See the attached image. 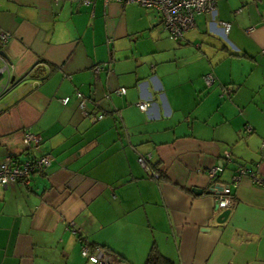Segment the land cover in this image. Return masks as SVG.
Masks as SVG:
<instances>
[{
  "label": "crops",
  "instance_id": "crops-1",
  "mask_svg": "<svg viewBox=\"0 0 264 264\" xmlns=\"http://www.w3.org/2000/svg\"><path fill=\"white\" fill-rule=\"evenodd\" d=\"M194 19L174 41L137 4L0 0V66L13 79L0 162L29 157L26 130L42 138L35 156L52 157L28 187H0V264H93L82 239L112 264H145L152 250L172 264H264V186L231 184L239 166L264 177V0H219ZM225 153L217 184L234 204L217 221L206 169Z\"/></svg>",
  "mask_w": 264,
  "mask_h": 264
},
{
  "label": "built area",
  "instance_id": "built-area-1",
  "mask_svg": "<svg viewBox=\"0 0 264 264\" xmlns=\"http://www.w3.org/2000/svg\"><path fill=\"white\" fill-rule=\"evenodd\" d=\"M55 2L60 0H54ZM80 3L88 5L92 0H78ZM113 0H104L108 3ZM121 5L137 4L144 8L154 9L161 15V23L163 29L167 32L170 39L180 41L183 39L184 34L192 29L195 25V16L200 13H207L212 16L216 13V3L219 0H114ZM258 2L260 0H254ZM224 33L230 29V23L225 21H218ZM251 29V28H250ZM8 33L0 31L1 41H5ZM0 59L2 57L0 56ZM105 63L94 66V72L105 67ZM110 65V62L107 63ZM5 73V74H4ZM5 75V76H4ZM4 76V80L0 79V98L11 88L13 85L11 67L3 59V65L0 66V78ZM213 78L210 74L205 77L206 84H210ZM223 93H229L230 89L223 87ZM114 93L121 95L125 93V88L120 87L114 90ZM75 96L79 99V107L86 114L85 104L86 100L83 95L76 91ZM109 93H105L104 98H109ZM69 97L66 96L61 99L63 104H66ZM139 109L147 111L150 103L148 99L139 100L137 103ZM95 118H102L98 115ZM41 136L30 132L28 130L23 132L22 143L24 151L29 155L26 160L20 161L14 156H7L0 162V187H7L12 185H19L21 187H28L32 176L37 171H44L49 167L52 157L51 155L35 156L41 143ZM232 160L229 153H225L223 160L206 169V174L209 180L210 189L214 194L216 206L222 210L230 209L234 204V196L229 184H222L216 186L217 178L223 170V165ZM138 162L143 167L147 168V160L145 156H140ZM243 176H249L255 184L264 186V177H257L255 174L244 166H239L232 176L231 184L236 186ZM70 229L73 233L79 230L73 227V222L69 223ZM81 238V237H80ZM80 254L90 260L93 264H112L110 256L105 252L103 247L99 245H91L86 239H82L80 247Z\"/></svg>",
  "mask_w": 264,
  "mask_h": 264
},
{
  "label": "trees",
  "instance_id": "trees-1",
  "mask_svg": "<svg viewBox=\"0 0 264 264\" xmlns=\"http://www.w3.org/2000/svg\"><path fill=\"white\" fill-rule=\"evenodd\" d=\"M152 172L156 173L158 178L161 177V174H159L155 166L152 167ZM145 264H172V262L169 259L161 256L157 251L152 250L148 254Z\"/></svg>",
  "mask_w": 264,
  "mask_h": 264
},
{
  "label": "water",
  "instance_id": "water-1",
  "mask_svg": "<svg viewBox=\"0 0 264 264\" xmlns=\"http://www.w3.org/2000/svg\"><path fill=\"white\" fill-rule=\"evenodd\" d=\"M230 212V209H225L218 217L217 221H225V219L227 218L228 214Z\"/></svg>",
  "mask_w": 264,
  "mask_h": 264
},
{
  "label": "bare ground",
  "instance_id": "bare-ground-1",
  "mask_svg": "<svg viewBox=\"0 0 264 264\" xmlns=\"http://www.w3.org/2000/svg\"><path fill=\"white\" fill-rule=\"evenodd\" d=\"M216 186H217V187H219V185H218V184H216ZM211 191H212V190H211Z\"/></svg>",
  "mask_w": 264,
  "mask_h": 264
},
{
  "label": "rangeland",
  "instance_id": "rangeland-1",
  "mask_svg": "<svg viewBox=\"0 0 264 264\" xmlns=\"http://www.w3.org/2000/svg\"><path fill=\"white\" fill-rule=\"evenodd\" d=\"M156 174V173H155Z\"/></svg>",
  "mask_w": 264,
  "mask_h": 264
}]
</instances>
